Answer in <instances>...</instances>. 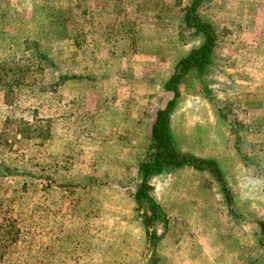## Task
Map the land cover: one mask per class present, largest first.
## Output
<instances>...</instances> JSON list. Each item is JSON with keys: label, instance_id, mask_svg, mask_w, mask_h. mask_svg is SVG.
<instances>
[{"label": "rangeland", "instance_id": "obj_1", "mask_svg": "<svg viewBox=\"0 0 264 264\" xmlns=\"http://www.w3.org/2000/svg\"><path fill=\"white\" fill-rule=\"evenodd\" d=\"M192 2L0 0V69L38 51L53 62L0 83V264H264V0L201 5L216 64L206 87L184 78L173 117L178 149L217 161L229 194L210 171L153 176L168 222L147 211L156 245L133 198L165 85L203 43L180 36ZM226 105L228 121L260 127L243 136L255 150L235 148Z\"/></svg>", "mask_w": 264, "mask_h": 264}, {"label": "trees", "instance_id": "obj_2", "mask_svg": "<svg viewBox=\"0 0 264 264\" xmlns=\"http://www.w3.org/2000/svg\"><path fill=\"white\" fill-rule=\"evenodd\" d=\"M206 0H193L191 5L183 10L182 23L183 28L180 32V36L184 39V33L188 31H194L197 35L203 37V43L198 48L191 50L186 56H184L176 64L175 71L170 81L165 85V96L161 102L159 109L156 112L155 120L152 125L151 139H152V155L147 161H143L141 164V170L143 172V181L139 185L136 193L133 195L134 201L138 206L139 211L144 210L141 214L143 225L147 228V237L149 243L157 244L162 236H158L157 231H150V220H147V211H152L156 216L160 215L163 226L166 228L168 222L166 220L165 213L155 204V199L151 195L152 186L150 180L153 176L164 172H174L184 167H192L199 171H210L220 183L223 191L229 194V190L226 185L224 174L219 168L218 164L212 160L200 159L192 154L183 153L179 151L176 146L173 133L171 130V116L174 112L178 99L180 97V84L184 78H186L192 71L196 70L200 77L201 84L204 85V74L209 68H213L216 64L215 49L218 44L217 32L215 27L204 21L199 15V8ZM28 53V52H27ZM19 70L14 71L9 68L0 69V83H3V78H8L11 74L20 75L24 77L27 73L25 69H29L31 66L36 67L37 71H44L45 67H53V62L49 56L38 51L33 56H27L25 58H17L14 63ZM59 81H66L70 79L69 76H59ZM17 83V82H16ZM204 87H206L204 85ZM205 93L208 94L205 88ZM225 108V109H224ZM223 109L219 108L218 114L221 119L228 124L230 131L235 139V148L240 153L243 149H254L257 144H251L246 142L247 139L243 137L245 134L260 133V127L253 125H240L234 122L228 121V107L227 105ZM24 127H28V124H23L20 132L24 131ZM36 131V130H35ZM34 133V132H33ZM36 133V132H35ZM25 137V134L23 132ZM40 137V134H39ZM45 137H48L47 135ZM253 150V151H254ZM243 155V154H242ZM243 159L248 161V157L245 155ZM150 209V210H149ZM2 227H0V230ZM151 264H155L154 261Z\"/></svg>", "mask_w": 264, "mask_h": 264}, {"label": "crops", "instance_id": "obj_3", "mask_svg": "<svg viewBox=\"0 0 264 264\" xmlns=\"http://www.w3.org/2000/svg\"><path fill=\"white\" fill-rule=\"evenodd\" d=\"M195 49V48H194ZM193 50V49H192ZM190 52V51H189ZM188 52V53H189ZM187 53V54H188ZM182 59V58H181ZM180 61V60H179ZM184 80V79H183ZM182 80V81H183ZM181 85V84H180ZM179 89H180V87H179ZM180 99H181V92H180V97H179V99H178V102H177V105H176V108H175V110H174V112L172 113V116H171V130H172V133H173V137H174V140H175V143H176V146H177V142H176V137H175V134H174V131H173V126H172V123H173V117H174V115L176 114V112L178 111V109L180 108ZM157 112V111H156ZM219 115V114H218ZM156 116V115H155ZM218 118L222 121V122H224L225 123V121L223 120V119H221L219 116H218ZM154 120H155V117H154ZM154 123V122H153ZM153 125V124H152ZM225 125L228 127V129H229V131H230V128H229V126L225 123ZM230 133H231V131H230ZM234 144H235V139H234ZM178 148V147H177ZM180 151V150H179ZM182 152V151H181ZM184 153V152H183ZM193 155V154H192ZM194 156H196V155H194ZM196 157H198V156H196ZM199 158V157H198ZM200 159H204V160H212V159H205V158H200ZM212 161H215V160H212ZM217 164H218V166H219V168L221 169V167H220V164L217 162V161H215ZM221 171H222V169H221Z\"/></svg>", "mask_w": 264, "mask_h": 264}]
</instances>
